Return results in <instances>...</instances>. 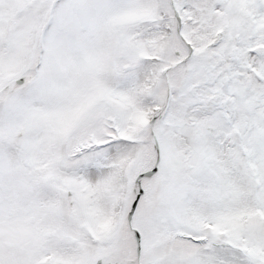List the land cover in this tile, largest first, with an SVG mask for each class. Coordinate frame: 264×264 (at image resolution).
<instances>
[{"label": "snow or ice", "instance_id": "snow-or-ice-1", "mask_svg": "<svg viewBox=\"0 0 264 264\" xmlns=\"http://www.w3.org/2000/svg\"><path fill=\"white\" fill-rule=\"evenodd\" d=\"M0 264H264V0H0Z\"/></svg>", "mask_w": 264, "mask_h": 264}]
</instances>
